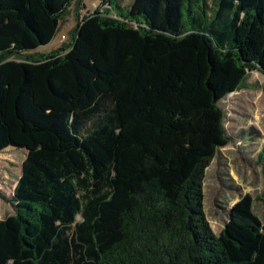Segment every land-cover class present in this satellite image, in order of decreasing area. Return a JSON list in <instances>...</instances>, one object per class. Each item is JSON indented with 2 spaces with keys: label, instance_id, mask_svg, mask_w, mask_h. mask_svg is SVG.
<instances>
[{
  "label": "trees",
  "instance_id": "obj_1",
  "mask_svg": "<svg viewBox=\"0 0 264 264\" xmlns=\"http://www.w3.org/2000/svg\"><path fill=\"white\" fill-rule=\"evenodd\" d=\"M102 2L40 54L81 0H0V151L25 150L0 264H264L252 198L216 235L202 188L264 0Z\"/></svg>",
  "mask_w": 264,
  "mask_h": 264
},
{
  "label": "rangeland",
  "instance_id": "obj_2",
  "mask_svg": "<svg viewBox=\"0 0 264 264\" xmlns=\"http://www.w3.org/2000/svg\"><path fill=\"white\" fill-rule=\"evenodd\" d=\"M84 12L92 13L97 7L108 8V13L116 17L119 10L103 6L101 0H82ZM131 0H119L121 5ZM105 4V3H104ZM74 5H72V8ZM69 7L67 15L72 10ZM69 16V15H68ZM66 17V16H65ZM64 17L59 31L46 45L35 52L47 53L61 45L60 35L70 41L75 26L73 17ZM264 75L257 70L247 72L238 89L221 99L219 106L224 111V128L232 138L227 145L217 148L209 166L204 172L203 207L211 231L218 234L225 227L233 204L249 195L252 209L264 223ZM25 157L23 148H7L0 151V193L7 200L11 198L17 179L21 173ZM0 198V218L13 212V203Z\"/></svg>",
  "mask_w": 264,
  "mask_h": 264
},
{
  "label": "crops",
  "instance_id": "obj_3",
  "mask_svg": "<svg viewBox=\"0 0 264 264\" xmlns=\"http://www.w3.org/2000/svg\"><path fill=\"white\" fill-rule=\"evenodd\" d=\"M124 6V5H123ZM85 3L81 0V5H79V8H77V6L74 5V7L72 8L71 12L65 17L66 20H68V17H73L74 19V24H76V21H78V19H80V17L85 13L83 10L85 8ZM65 35V34H62ZM61 36V35H60ZM61 40V39H60ZM66 39H62L61 42L64 43ZM61 43V44H62Z\"/></svg>",
  "mask_w": 264,
  "mask_h": 264
},
{
  "label": "built area",
  "instance_id": "obj_4",
  "mask_svg": "<svg viewBox=\"0 0 264 264\" xmlns=\"http://www.w3.org/2000/svg\"><path fill=\"white\" fill-rule=\"evenodd\" d=\"M102 1V0H101ZM107 6V5H106ZM60 39H65L64 35H61L60 36Z\"/></svg>",
  "mask_w": 264,
  "mask_h": 264
}]
</instances>
